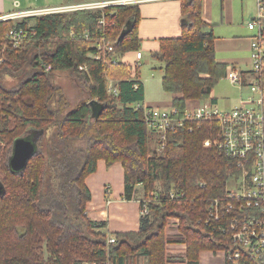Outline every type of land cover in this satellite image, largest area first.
Returning a JSON list of instances; mask_svg holds the SVG:
<instances>
[{
  "label": "trees",
  "instance_id": "obj_1",
  "mask_svg": "<svg viewBox=\"0 0 264 264\" xmlns=\"http://www.w3.org/2000/svg\"><path fill=\"white\" fill-rule=\"evenodd\" d=\"M201 5L183 1L180 35L160 38L151 52L161 63V88L180 111L188 101L214 103L212 91L230 67L216 60ZM138 23L134 4L0 21V264H199L201 252L231 247L229 233L217 228L224 221L206 220L215 199L227 200L236 163L203 146L206 123L169 130L163 147L153 148L159 141L136 107L144 101L143 85L133 86L132 69L120 59L140 49ZM15 27L34 30L18 48L7 40ZM102 38L115 42L112 51L95 47ZM58 72L74 81L75 99L57 85ZM256 76L264 83V69ZM8 78L15 83L8 85ZM110 80L116 95L108 91ZM91 101L99 105L97 118ZM23 135L35 139V152L13 172V141ZM100 159L122 164L124 199L134 197L137 185L140 208L143 198L159 194L140 215L138 230L109 234L102 231L105 222L87 217L85 179ZM169 219L177 220L173 235L166 232ZM168 244L184 245L183 253L169 254Z\"/></svg>",
  "mask_w": 264,
  "mask_h": 264
},
{
  "label": "built area",
  "instance_id": "obj_2",
  "mask_svg": "<svg viewBox=\"0 0 264 264\" xmlns=\"http://www.w3.org/2000/svg\"><path fill=\"white\" fill-rule=\"evenodd\" d=\"M164 1L182 3L186 0H79L58 6L15 10L12 13L0 14V21L41 14ZM13 6H18V3L14 2ZM256 9L257 14L247 23L249 29L256 30L250 42L251 69L242 71L230 66L225 75V78L239 89L247 88L249 91L246 97L240 98L237 106L220 109L215 103L199 101L192 106L187 103L185 109L180 111L171 104L163 107L148 105L144 101L136 104L137 108H142L145 126L159 141V147L153 146L156 151L163 147V141L169 130L189 124L187 129L192 131L193 126L190 124L206 123L210 136L203 141V146L220 150L236 163L238 171L231 179L227 200L215 199L210 204L209 216L206 220L207 223H220L223 220L224 223H220L217 228L230 235L231 247L216 252L221 253L222 264H264V83L256 76L264 69V0H256ZM99 23L105 24L103 17L100 18ZM33 34L32 28L15 27L7 33V40L12 47L18 48ZM87 36L88 33L85 34V37ZM114 43V41L105 42L102 38L94 45L97 49L112 51ZM93 57L99 56L97 54ZM142 60V53L138 50L135 51L134 59L129 62L134 87L140 83L138 70L143 64ZM3 61V56L0 55V63ZM108 91L117 94L116 88L110 81ZM169 196L174 197V192L171 191ZM158 199L157 192L143 198L141 214H147L148 204L157 202ZM114 241L115 238L108 235L107 242ZM78 264L98 263L82 261ZM102 264L112 263L106 261Z\"/></svg>",
  "mask_w": 264,
  "mask_h": 264
},
{
  "label": "crops",
  "instance_id": "obj_3",
  "mask_svg": "<svg viewBox=\"0 0 264 264\" xmlns=\"http://www.w3.org/2000/svg\"><path fill=\"white\" fill-rule=\"evenodd\" d=\"M201 1V16L211 25L215 37L216 60L242 71H249L250 42L255 35V29H249L247 23L255 16L256 0ZM181 4L180 1H164L138 5V35L141 39L139 51L142 53V59V49L153 52L158 49L160 38L180 35ZM10 6H13V3L9 0L7 2L0 0V14L14 12L9 9ZM134 54V51L126 52L120 59L129 65L134 59ZM138 78L144 88V103L153 105L146 98L145 84L140 70H138ZM110 82L113 84L111 80ZM211 95L217 105L219 101L217 96H214L213 92ZM196 103L199 101H189L188 104L192 106ZM85 183L91 193V199L86 205L87 217L91 221L105 222L103 232L112 234L138 230L141 215L139 198L143 191L140 192L141 186L137 185L132 199L123 198V167L120 162L106 166L104 160H98L96 171L86 177ZM174 222L175 219L168 220L167 233L177 226ZM205 252L207 251L200 254Z\"/></svg>",
  "mask_w": 264,
  "mask_h": 264
},
{
  "label": "rangeland",
  "instance_id": "obj_4",
  "mask_svg": "<svg viewBox=\"0 0 264 264\" xmlns=\"http://www.w3.org/2000/svg\"><path fill=\"white\" fill-rule=\"evenodd\" d=\"M6 2L8 0H5ZM14 3L17 2L18 6H10V10H21V9H37L51 6H58L66 4L68 0H9ZM257 14V9L255 15ZM32 22V21H31ZM256 34V30H255ZM143 50V65L139 69L141 71V78L145 84L146 98L153 104V106H167L170 104L171 94L163 91L161 88V76L162 69L160 68V61L156 60L151 56V52L148 49ZM251 69V64H249ZM57 85L67 94L69 98L75 99L78 94V90L74 84V81L67 72L56 73ZM6 83L11 85L15 83L13 79H6ZM213 95L217 96L218 104L220 109L232 108L239 104L241 97H246L249 93L247 88L239 89L237 85L232 84L227 78H222L219 83L213 89ZM160 103V104H156ZM189 103V101H188ZM30 140L31 137L27 136ZM157 187L160 185L156 184ZM141 186V185H140ZM141 191L142 192V187ZM177 224V222H174ZM177 227V226H176ZM176 227L172 231L168 232V235H173L176 232ZM169 254L181 255L184 251L183 245L168 244L166 245ZM223 257L221 253L205 252L200 254L199 264H222ZM184 264V263H182Z\"/></svg>",
  "mask_w": 264,
  "mask_h": 264
},
{
  "label": "water",
  "instance_id": "obj_5",
  "mask_svg": "<svg viewBox=\"0 0 264 264\" xmlns=\"http://www.w3.org/2000/svg\"><path fill=\"white\" fill-rule=\"evenodd\" d=\"M94 117L99 114V105L96 101H91ZM35 139L30 140L26 135L20 136L13 141L11 155L9 157V167L13 172H21L28 159L35 152ZM3 193V187L0 184V195Z\"/></svg>",
  "mask_w": 264,
  "mask_h": 264
}]
</instances>
